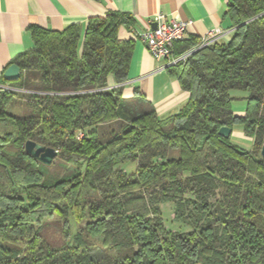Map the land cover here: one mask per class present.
Returning <instances> with one entry per match:
<instances>
[{
    "label": "trees",
    "instance_id": "trees-1",
    "mask_svg": "<svg viewBox=\"0 0 264 264\" xmlns=\"http://www.w3.org/2000/svg\"><path fill=\"white\" fill-rule=\"evenodd\" d=\"M225 13L229 39L166 67L189 93L166 118L142 100L123 102L134 43L118 29L129 15L92 16L84 33L33 29V48L12 60L20 90L0 89V119L16 129L0 134V264H264V0H228ZM198 42L190 35L174 53ZM232 90L246 100L242 115ZM17 99L30 112L9 113ZM236 124L250 148L218 133ZM27 139L56 149L73 173L43 184ZM165 203L183 229L165 224ZM68 213L83 225L55 248L43 221ZM62 233L70 237L66 224Z\"/></svg>",
    "mask_w": 264,
    "mask_h": 264
},
{
    "label": "crops",
    "instance_id": "crops-1",
    "mask_svg": "<svg viewBox=\"0 0 264 264\" xmlns=\"http://www.w3.org/2000/svg\"><path fill=\"white\" fill-rule=\"evenodd\" d=\"M227 3L228 0H0V84L14 85L2 73L16 55L33 48L34 28L60 31L77 25L84 33L90 17L116 11L131 17L130 23L119 27L118 37L134 43L127 79L121 84L122 98L142 100L160 118H166L185 104L189 93L169 74L165 59L149 53L138 33L152 27L154 16L161 12L168 18L191 20L188 36L200 38L208 29L218 27L228 32L221 38L227 40L233 29L225 13ZM108 84L117 85L113 77H109ZM233 110L237 115L244 113L242 109ZM114 123L115 120L99 126Z\"/></svg>",
    "mask_w": 264,
    "mask_h": 264
},
{
    "label": "rangeland",
    "instance_id": "rangeland-1",
    "mask_svg": "<svg viewBox=\"0 0 264 264\" xmlns=\"http://www.w3.org/2000/svg\"><path fill=\"white\" fill-rule=\"evenodd\" d=\"M34 86H37V88H40L41 86L39 84H35ZM18 89L16 87H8V89ZM20 90V89H18ZM23 90V89H21ZM25 90V89H24ZM231 94L235 97L232 100V108L233 109H242L245 110L246 107V100L244 98H241L242 92L238 90H232ZM124 99V98H123ZM126 101V102H125ZM123 101L126 104V107L129 109H135L137 107L136 102L134 100H125ZM7 110L9 113L16 114V115H25L28 112H30L29 108L26 106V104H23L22 100H13L7 107ZM124 122V120H123ZM122 122V123H123ZM104 127H100L99 130L102 131ZM240 130V131H239ZM16 129L13 124V122L8 118L0 119V134L3 133H11L15 134ZM106 135L102 134V139L109 136V132L106 131ZM232 140L237 143L238 145L244 147V148H250L252 145V139L249 137L243 135V132H241V126L239 124H236L234 126V130L232 132ZM6 150L9 152H12L11 147L7 145L5 147ZM173 155L174 157H177L179 155V149L174 148L173 149ZM40 169L42 171V180L41 182L43 184H50L54 181L59 180L60 178H67L73 173V169H75L76 165L73 163H68L66 160H63L61 156L56 155L54 157L53 161L50 164H43L40 163ZM133 164L129 165V168H132ZM172 206L171 203H165L162 205V216L164 218L165 224L172 228V229H183L184 227L179 222L175 221L172 217ZM43 226L41 228L42 235L46 238V240L50 243L51 246L55 248L64 247L66 244L72 242V236L71 234H74L77 232L79 228L82 227V223L76 221L72 214L68 213L66 219L60 218L56 214H52L47 216L43 221ZM67 225L70 237H64L63 236V226ZM94 242H97V239H95Z\"/></svg>",
    "mask_w": 264,
    "mask_h": 264
},
{
    "label": "built area",
    "instance_id": "built-area-1",
    "mask_svg": "<svg viewBox=\"0 0 264 264\" xmlns=\"http://www.w3.org/2000/svg\"><path fill=\"white\" fill-rule=\"evenodd\" d=\"M153 21L156 23V27H148L142 32H139L138 35L144 42L149 53L155 58L165 59L168 65L185 60L193 51L223 38L228 33L218 27L208 29L199 38V42L195 46L184 52L175 54V44L186 39L189 35L191 20L168 18L165 14L159 12L154 16ZM0 89H8V86L0 84ZM75 137L77 139L83 138L84 131L78 130Z\"/></svg>",
    "mask_w": 264,
    "mask_h": 264
},
{
    "label": "water",
    "instance_id": "water-1",
    "mask_svg": "<svg viewBox=\"0 0 264 264\" xmlns=\"http://www.w3.org/2000/svg\"><path fill=\"white\" fill-rule=\"evenodd\" d=\"M152 27H156V23H152ZM3 77L7 81H15L20 77V69L17 64L11 63L3 71ZM218 133L223 137L232 135V129L228 126H221ZM25 151L36 161L43 164H50L58 151L53 147L45 146L34 140L27 139L24 143ZM260 155L264 158V137L260 148Z\"/></svg>",
    "mask_w": 264,
    "mask_h": 264
}]
</instances>
